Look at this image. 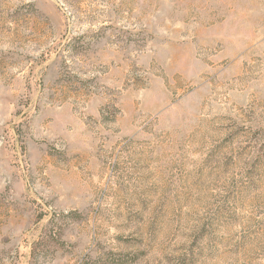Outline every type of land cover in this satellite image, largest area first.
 <instances>
[{
  "label": "rangeland",
  "instance_id": "rangeland-1",
  "mask_svg": "<svg viewBox=\"0 0 264 264\" xmlns=\"http://www.w3.org/2000/svg\"><path fill=\"white\" fill-rule=\"evenodd\" d=\"M0 264H264V0H0Z\"/></svg>",
  "mask_w": 264,
  "mask_h": 264
}]
</instances>
